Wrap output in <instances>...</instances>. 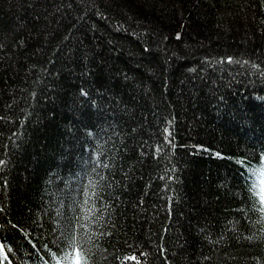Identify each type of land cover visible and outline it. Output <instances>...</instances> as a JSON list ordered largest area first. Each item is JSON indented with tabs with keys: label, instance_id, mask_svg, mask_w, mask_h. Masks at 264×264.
Listing matches in <instances>:
<instances>
[{
	"label": "trees",
	"instance_id": "obj_1",
	"mask_svg": "<svg viewBox=\"0 0 264 264\" xmlns=\"http://www.w3.org/2000/svg\"><path fill=\"white\" fill-rule=\"evenodd\" d=\"M0 161V264H264V0H0Z\"/></svg>",
	"mask_w": 264,
	"mask_h": 264
},
{
	"label": "snow or ice",
	"instance_id": "obj_2",
	"mask_svg": "<svg viewBox=\"0 0 264 264\" xmlns=\"http://www.w3.org/2000/svg\"><path fill=\"white\" fill-rule=\"evenodd\" d=\"M0 164H3V161H0ZM68 242L69 243L72 242V238L71 237H69ZM81 247H82V245H81ZM3 251H4V245L0 244V252H3ZM76 264H81V261L79 259H77Z\"/></svg>",
	"mask_w": 264,
	"mask_h": 264
}]
</instances>
